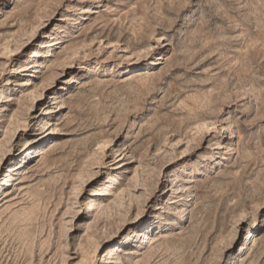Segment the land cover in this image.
Segmentation results:
<instances>
[{"label": "rangeland", "instance_id": "obj_1", "mask_svg": "<svg viewBox=\"0 0 264 264\" xmlns=\"http://www.w3.org/2000/svg\"><path fill=\"white\" fill-rule=\"evenodd\" d=\"M6 173L0 264H264V0H0Z\"/></svg>", "mask_w": 264, "mask_h": 264}, {"label": "bare ground", "instance_id": "obj_2", "mask_svg": "<svg viewBox=\"0 0 264 264\" xmlns=\"http://www.w3.org/2000/svg\"><path fill=\"white\" fill-rule=\"evenodd\" d=\"M39 153H40V152H39ZM41 153H42V152H41ZM42 154H44V151H43ZM9 178H10L9 174L6 173V174L4 175V179L2 180V181H4V182H2V184L0 183V188L3 187V186H7V185H8V180H9ZM11 178H12V177H11ZM184 189H186V188H184ZM173 213H174V212H172V214H173ZM148 238H149V237H147V236L145 237L146 240H148ZM146 240H145V241H146ZM145 244H146V243H145ZM114 255H118V254L115 252ZM113 257H114V256H113ZM109 260H110V259H109ZM109 263H111V260L109 261Z\"/></svg>", "mask_w": 264, "mask_h": 264}]
</instances>
